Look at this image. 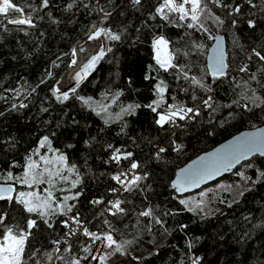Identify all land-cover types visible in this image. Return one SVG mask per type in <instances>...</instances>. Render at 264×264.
<instances>
[{
    "label": "trees",
    "instance_id": "1",
    "mask_svg": "<svg viewBox=\"0 0 264 264\" xmlns=\"http://www.w3.org/2000/svg\"><path fill=\"white\" fill-rule=\"evenodd\" d=\"M13 2L25 14L31 13L34 27L9 24L0 14V183L15 186V179L4 177L19 175L27 157L47 136L68 164L76 165L74 175L80 177L72 190L80 195L69 202L75 205L69 216L78 214L90 231L111 229L114 237L130 241L126 246L131 254H115L104 264H192L196 257L199 264H264V155L247 160L253 166L250 183L238 198L224 200L208 215L185 208L169 185L177 167L264 120V60L260 58L264 56V0H221L219 6L204 0L207 7L201 21L207 31L189 29L175 15L162 19L155 11L160 0H141L138 5L132 0H48L46 7L42 0ZM237 7L239 12L234 11ZM248 20L253 21L252 27ZM94 29L103 30L109 48L75 94L68 92L69 99L61 103L53 89L67 69L62 80L69 83L60 86L71 85L72 49L84 44ZM108 33L120 39L112 40ZM161 35L169 41L173 63L183 67L189 79L176 68L165 71L156 64L152 41ZM215 36H222L226 45V72L218 76L205 63L206 49ZM193 76L203 87L191 82ZM161 80L167 88L157 112L169 104L194 108L209 92L208 109L196 107L199 114L175 131L168 124L161 127L157 114L145 107L157 99L155 85ZM14 90H20V95ZM116 92L121 95L113 102ZM80 96L108 105V113L97 115ZM21 103L26 107H19ZM136 104L141 107L134 114L117 117L122 107ZM109 144L132 156L117 164L110 159ZM160 148L165 151L159 152ZM133 161L139 165L134 174L144 178L131 191L118 190L120 184L112 176L121 171L130 174ZM115 196L122 201L124 213L107 211V202ZM96 200L102 202L94 204ZM148 208L161 224L139 215ZM0 215L6 216L7 224L21 228H26L28 219L36 221L25 242L22 264L38 260L70 264L73 257L89 259L96 248L97 242L92 244L82 229L70 239L65 236L69 228L62 221L67 216L30 214L15 199H0ZM56 240H67L58 246L59 252L54 251ZM86 246L90 254L83 251ZM45 253H51L52 259Z\"/></svg>",
    "mask_w": 264,
    "mask_h": 264
},
{
    "label": "snow or ice",
    "instance_id": "2",
    "mask_svg": "<svg viewBox=\"0 0 264 264\" xmlns=\"http://www.w3.org/2000/svg\"><path fill=\"white\" fill-rule=\"evenodd\" d=\"M134 4H140L141 0H132ZM213 3H216L218 6L221 3V0H212ZM48 5V0H42V7H46ZM69 8L72 5H68ZM207 7L206 4L203 3V0H160L155 11L156 14L159 15L164 20H170L171 15H175L180 22H184L186 27L189 29H203L207 31L201 21V14L204 12V9ZM33 12L36 9L32 10ZM235 12H239V7L234 9ZM11 13H20L19 17H13L10 15ZM0 14L7 20V23L13 25H28L30 27H34L33 17L31 13L25 14L24 9L13 2V0H0ZM231 15V13H229ZM218 23H223L219 17L215 18ZM235 21H233V25H235ZM249 27L253 26V21H248ZM101 29H96L92 36L89 39H95L100 36ZM109 38L112 40H119V35L108 33ZM197 49L202 48L203 45H194ZM152 48L154 51V59L159 68L168 71L169 69L176 68L180 73L183 74L184 79H189L188 73L184 70L183 67L176 65L173 63L175 56L172 51L169 50V41L165 39L164 36H157L152 41ZM103 53H101L102 55ZM75 55V51L73 52ZM257 56H260V53H256ZM99 56H93L87 64L84 65L81 72L76 73V82L79 84V79L81 78V73L86 74L87 71L96 63L99 59ZM262 60H264V56H260ZM73 64L76 63L75 60L72 61ZM224 64L223 59L221 57H217L215 59V63L209 66V71L214 75H223L224 74ZM242 71L244 69H241ZM51 75V73H49ZM147 78V77H146ZM254 78V77H253ZM43 82V81H42ZM191 82L196 85H200L201 81L196 77H191ZM167 85H165L164 81H160L155 85V92L157 95V99L152 102V104L145 105V107L150 108L154 113L157 114L158 119L156 123L163 127L165 124H175L177 119L184 120L189 117V114L198 115L199 112L196 109L185 107L184 105L177 104H169L167 108L162 112H157V109L160 108L164 104V93L166 91ZM16 91V95H20V90ZM35 91V89H33ZM70 91L75 94L76 89L72 88ZM60 90L54 89L53 94L57 95ZM121 95L120 92H116L112 96L113 102H116L118 97ZM81 102L92 108L93 111H96L97 115H101L102 113H108V105L99 104L92 100L91 97L85 99L80 96L77 97ZM195 98V97H194ZM57 99L63 103L69 99V93L63 92L60 95H57ZM210 99V98H209ZM252 102L255 103V98H252ZM205 105L209 104L208 100L204 101ZM15 108L16 105L13 104ZM19 107H26L23 103L19 105ZM141 107V105H128L126 108H121V113L117 114L119 118L122 114H134L136 108ZM97 108L99 110H97ZM110 119V117H109ZM109 119H105V123L109 122ZM47 146L48 154H41L39 149ZM71 147V145H69ZM179 148V146H177ZM109 149H113L111 144L108 145ZM264 148V137H261L259 133H251L247 136L238 138L234 145H230L227 147V150L224 152L223 156L220 157L221 161L226 162L225 166H229L231 164L232 158L239 159V156L236 154L239 153L241 155H246L248 152L255 150H259ZM164 148H160L159 152H164ZM39 156V160H35L33 156ZM132 156V153H122L120 148L113 149L111 160L115 161L117 164L120 163L122 159H129ZM204 158L202 157L201 160ZM139 165L133 161L130 165L131 179H129V173L121 171L118 174L112 176V179L118 182L124 189V191H131L132 188L138 185V182L142 180L144 177L140 175L134 174V170L137 169ZM208 165H203L199 168L189 169L186 171L182 177H178L176 181L173 182V187L177 191H184L186 186H198V184L204 179V176L211 175L210 172H207ZM76 165H69L67 162V157L64 153L59 152V150L54 149L52 147L51 141L47 136L43 137L40 141L39 148H37L31 155H29L26 159V164L24 168V172L22 176L13 177L12 173H8L4 179L13 180L15 179L18 183L26 186L29 189L39 188L41 185H46L42 190H30V191H20L16 197H13L11 194L14 189L9 186L5 188H0V199H15L17 203L23 205L24 209L28 213H36L41 217H49L53 214H60L67 216L68 219L62 221L63 225L69 228V231L65 233L69 239L72 236L77 235L79 229H82L83 235L89 237L92 244H96V242H100L104 248L112 249L115 252H120L123 254L124 245L130 243V241L118 242L114 239L113 232L110 229L107 232L97 233L90 231L87 226H85L79 215L69 216V213H72L75 205L70 204L69 201L77 199L80 195L79 192L71 193V189H75L77 185L80 183L79 175H75V179H72L73 175L76 173ZM261 178H264V173H261ZM70 184V188H59L58 190L61 192H69L71 194L64 195L61 200H57L54 196L53 189L57 188V184ZM113 192L117 191L116 189H112ZM102 201L96 200L93 201L94 204H99ZM181 203H186L185 201H181ZM110 207L107 211L111 212L112 215H116L117 213H124V209L121 207L122 201L117 199L114 202H109ZM115 211H112V210ZM140 216L143 217H151L155 223L161 224L162 221L153 216V212L151 208H148L139 213ZM47 223V219L45 220ZM107 224L108 222L105 221ZM70 224L77 225V228L70 227ZM36 226V221L34 219L27 220L26 228H21L18 224L9 225L6 223V216L0 215V264H22V257L25 249V242L28 239V236L31 234V229ZM51 227V224H49ZM110 228V226H109ZM61 243H67V240H56L53 241V244L57 247L54 249L55 252H59L60 248L58 247ZM70 248V245H69ZM69 248H65L64 251H69ZM83 251L85 253H91L90 247H84ZM48 256V259H52L51 253H45ZM111 255V252L105 253L100 256L91 255L92 260H98L100 264H104V261L107 259V256ZM61 257L57 256L56 259H60ZM81 259H88V256L82 257L80 259L73 257L70 261V264H80ZM199 257H196L192 260V264H199ZM37 264H40L39 260Z\"/></svg>",
    "mask_w": 264,
    "mask_h": 264
},
{
    "label": "rangeland",
    "instance_id": "3",
    "mask_svg": "<svg viewBox=\"0 0 264 264\" xmlns=\"http://www.w3.org/2000/svg\"><path fill=\"white\" fill-rule=\"evenodd\" d=\"M248 21H250V20H248ZM95 30L96 29H94L88 36L85 37V43L84 44H80V46H77V47H82L83 45L87 44L88 42L94 40V39H89V37L93 35V33H94ZM97 38H102L103 39V43H104V40L105 39L103 37V33H101L100 36H98ZM209 39H210V37H209ZM77 47H75L74 49H72L73 59L75 57V55H73V52L74 51L76 52V48ZM108 48L109 47H107V49H106V44L104 43V46L102 47V49L100 50V52L97 54V56L100 57L101 56V53H105L108 50ZM153 56H154V51H153ZM70 65H71V63H70ZM92 67L90 69H92ZM69 68H70V66H69ZM90 69H89V71H90ZM69 75H70V69H69ZM62 78L60 80V83L58 82V88L62 92L60 91L59 93H57V95H60L63 92H70V89L76 88L80 84L79 83L76 86V85H73L71 83L70 86L61 87L60 85L65 84V83H69V82H64L62 80ZM69 87H71V88H69ZM63 88H69V89H67V90L64 91ZM209 98L210 97H209V92H208L206 94V96L201 101H199V102H197L195 104L196 106L193 109H195L196 107H198L200 105H203L205 107V109H208V105H205L204 104V101L205 100L210 101ZM263 118H264V116H263ZM178 121H179V119H178ZM39 151H40L41 154L51 155V153H48L47 152V146H45L44 148H40ZM32 158L35 159V160H39V156L38 155L33 156ZM251 164H252L251 162L245 161V162L239 164L231 172H229L228 174H226V175H229L230 174L229 177H224L223 176V177L219 178L218 180H216L214 182H211V183H209V184L201 187L199 190H196V191H194L192 193H188V194H185V195L181 196V199L180 200L181 201L183 200V201L186 202V203H182V204L184 205L185 208L190 209L191 211L196 212L198 214L208 215V214L213 213L214 211H216L218 209L219 204L222 203L224 200H229V202H231L232 200L237 199L238 196L240 195V193L245 188H247V186L250 183V180H249V171L253 167ZM24 168H25V166H24ZM24 168H23L22 172L19 175H17V176H22L23 175ZM72 179H75V175H73ZM44 187H46V185H41V186H39V188H36V189H29L26 186H24V185H22V184H20V183H18L16 181V185L13 186L14 191L12 192L11 195L13 197H16L20 191H30V190L40 191ZM59 188L68 189V188H70V184L59 183V184H57V188L56 189H53L54 196L57 198L58 201L61 200L64 195H68V194L73 193L72 192L73 189H71V193H69L67 191L61 192V191L58 190ZM117 199H119V198H116V196H115L112 199V201H109V202H114ZM109 202H107V204L110 206ZM114 239L117 240L118 242H121V243L123 242V241H121L117 237H114ZM108 252H111V255L107 256V259L104 261V263L106 261H108V259H110L113 255H115V254H121L120 252H115L112 249L104 248L103 245L100 242H97L96 248L92 251L91 255L100 256V255H103V254L108 253ZM128 254H131V252L128 250V248H127V246L125 244L124 245V249H123V254H121V255H128ZM78 259H80V258H78ZM90 259H91V256H90L89 259H81L80 264H89V262H90L89 260ZM94 264H100V262L98 260H94Z\"/></svg>",
    "mask_w": 264,
    "mask_h": 264
},
{
    "label": "water",
    "instance_id": "4",
    "mask_svg": "<svg viewBox=\"0 0 264 264\" xmlns=\"http://www.w3.org/2000/svg\"><path fill=\"white\" fill-rule=\"evenodd\" d=\"M226 51V45L225 40L222 36H215L211 43L208 45L205 53V63L207 65V69L209 70V66L213 65L215 63V59L217 57H221L223 59V64L225 66V52ZM93 56H89L86 60H84L80 64V68H83L85 64L88 63V61ZM91 71V69H90ZM89 71V72H90ZM224 74L226 72V66L224 67ZM88 72V73H89ZM87 73V74H88ZM86 74V76H87ZM77 86V85H76ZM65 91V90H64ZM251 133H259L261 137H264V120L257 126L253 128H247L240 130L225 140L219 142L218 144L214 145L213 147L197 154L196 156L192 157L190 160L185 162L184 164L177 167L174 171V174L169 182L170 187L175 191L176 195L183 196L188 193H192L196 190H199L201 187L216 181L217 179L225 176L229 172H231L234 168H236L239 164L249 160L253 156H260L262 157L264 155V148H261L259 150H253L251 152H248L246 155H241L237 153L236 155L239 156V159L232 158L231 164L229 166H225L226 162L221 161L220 157L223 156L224 152L227 150V147L230 145H234L238 138L247 136ZM204 158L201 160V158ZM203 165H208L207 172H210L211 175H205L204 179L198 184V186H186L184 191H177L173 187V182L178 179V177H182V175L188 171L189 169L199 168ZM11 185L8 184H1L0 188L9 187ZM12 187V186H11ZM13 188V187H12Z\"/></svg>",
    "mask_w": 264,
    "mask_h": 264
},
{
    "label": "bare ground",
    "instance_id": "5",
    "mask_svg": "<svg viewBox=\"0 0 264 264\" xmlns=\"http://www.w3.org/2000/svg\"><path fill=\"white\" fill-rule=\"evenodd\" d=\"M104 46V43H103V39L102 38H97V39H94L90 42H88L87 44L83 45L82 47H77L76 48V52H75V57L73 60L76 61L75 64H73L71 62V65L70 66V75H69V78H70V82L73 84V85H77V82H76V73L77 72H81L82 68H80V64L86 60L89 56H97V54L100 52V50L102 49V47ZM103 51V50H102ZM72 60V61H73ZM68 70V69H67ZM66 70V71H67ZM65 71V73H66ZM89 71V70H88ZM87 71V72H88ZM64 73V75H65ZM87 74V73H86ZM84 73H81V78L79 79V83L81 82V80L83 79V77L86 75ZM63 75V76H64ZM62 76V77H63ZM61 77V78H62ZM60 81V80H59Z\"/></svg>",
    "mask_w": 264,
    "mask_h": 264
},
{
    "label": "built area",
    "instance_id": "6",
    "mask_svg": "<svg viewBox=\"0 0 264 264\" xmlns=\"http://www.w3.org/2000/svg\"><path fill=\"white\" fill-rule=\"evenodd\" d=\"M193 117V114H189V117L188 118H186V119H184V120H179L178 122H176L175 124H168L169 126H174L173 127V131H175L176 129H178L179 127H182V125H184V124H186L187 122H189L190 121V119ZM127 172V171H126ZM135 173V172H134ZM133 173L131 172L130 174H129V179L131 178V175H132ZM122 188V186L120 185L119 187H118V190H120ZM117 190V191H118Z\"/></svg>",
    "mask_w": 264,
    "mask_h": 264
}]
</instances>
